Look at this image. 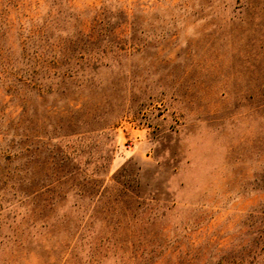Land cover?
Here are the masks:
<instances>
[{"label":"rangeland","instance_id":"1","mask_svg":"<svg viewBox=\"0 0 264 264\" xmlns=\"http://www.w3.org/2000/svg\"><path fill=\"white\" fill-rule=\"evenodd\" d=\"M0 264H264V0H0Z\"/></svg>","mask_w":264,"mask_h":264},{"label":"trees","instance_id":"2","mask_svg":"<svg viewBox=\"0 0 264 264\" xmlns=\"http://www.w3.org/2000/svg\"><path fill=\"white\" fill-rule=\"evenodd\" d=\"M8 1V0H7ZM1 50V49H0Z\"/></svg>","mask_w":264,"mask_h":264}]
</instances>
